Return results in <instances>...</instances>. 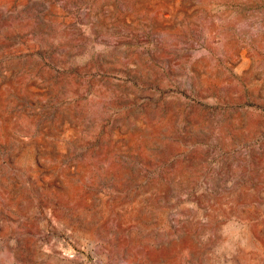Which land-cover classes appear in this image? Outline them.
Instances as JSON below:
<instances>
[{
    "label": "rangeland",
    "instance_id": "374dc122",
    "mask_svg": "<svg viewBox=\"0 0 264 264\" xmlns=\"http://www.w3.org/2000/svg\"><path fill=\"white\" fill-rule=\"evenodd\" d=\"M0 264H264V0H0Z\"/></svg>",
    "mask_w": 264,
    "mask_h": 264
}]
</instances>
